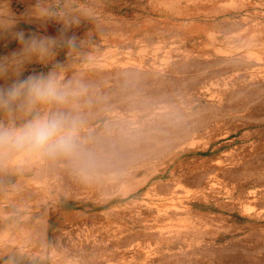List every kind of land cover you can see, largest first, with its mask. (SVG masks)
<instances>
[{"label": "rangeland", "instance_id": "1", "mask_svg": "<svg viewBox=\"0 0 264 264\" xmlns=\"http://www.w3.org/2000/svg\"><path fill=\"white\" fill-rule=\"evenodd\" d=\"M0 61L84 88L36 108L77 155L0 158V264H264V0H0Z\"/></svg>", "mask_w": 264, "mask_h": 264}, {"label": "clouds", "instance_id": "2", "mask_svg": "<svg viewBox=\"0 0 264 264\" xmlns=\"http://www.w3.org/2000/svg\"><path fill=\"white\" fill-rule=\"evenodd\" d=\"M20 39L24 52L36 54L40 58L51 55L52 46L56 43L51 37L25 41L21 36ZM68 43L74 44L71 39ZM16 63L19 65L21 61ZM5 75V63L0 61V77ZM83 90L82 85L77 90L62 85L54 72L47 76L29 75L7 87H0V108L11 109L15 105L33 113L32 118L20 126L0 125V158L22 154L67 157L77 155L80 150V118L59 111L41 115L36 108L37 105L52 103L67 104L70 97Z\"/></svg>", "mask_w": 264, "mask_h": 264}, {"label": "trees", "instance_id": "3", "mask_svg": "<svg viewBox=\"0 0 264 264\" xmlns=\"http://www.w3.org/2000/svg\"><path fill=\"white\" fill-rule=\"evenodd\" d=\"M71 205H73V204H71Z\"/></svg>", "mask_w": 264, "mask_h": 264}]
</instances>
